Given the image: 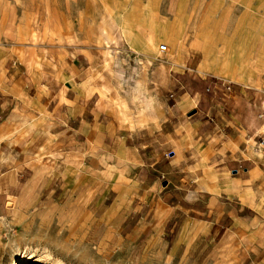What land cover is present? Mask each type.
Wrapping results in <instances>:
<instances>
[{"label":"crops","instance_id":"1","mask_svg":"<svg viewBox=\"0 0 264 264\" xmlns=\"http://www.w3.org/2000/svg\"><path fill=\"white\" fill-rule=\"evenodd\" d=\"M251 1L96 0L101 44L0 43V219L31 194L95 202L105 231L178 226L264 264V17Z\"/></svg>","mask_w":264,"mask_h":264},{"label":"rangeland","instance_id":"2","mask_svg":"<svg viewBox=\"0 0 264 264\" xmlns=\"http://www.w3.org/2000/svg\"><path fill=\"white\" fill-rule=\"evenodd\" d=\"M253 2V8L264 17V0ZM86 3L87 26L80 12L81 5ZM98 10L96 0H0V43L35 51V46L63 47L70 42L74 45L81 32H88L101 44L108 29L106 16ZM120 61L127 64L125 59ZM95 205L65 204L58 199L47 204L37 201L32 194L22 198L12 206L9 217L0 219V264H15L18 259L25 264L240 262L236 259L238 252L225 251L208 239L194 242L185 238L178 226H169L162 235L150 232L135 237L127 233L131 228L119 234L113 229L105 231L92 218ZM142 213L136 222L145 227L149 220Z\"/></svg>","mask_w":264,"mask_h":264},{"label":"built area","instance_id":"3","mask_svg":"<svg viewBox=\"0 0 264 264\" xmlns=\"http://www.w3.org/2000/svg\"><path fill=\"white\" fill-rule=\"evenodd\" d=\"M160 52L161 53H167L168 52V47H167V45H161L160 46Z\"/></svg>","mask_w":264,"mask_h":264},{"label":"bare ground","instance_id":"4","mask_svg":"<svg viewBox=\"0 0 264 264\" xmlns=\"http://www.w3.org/2000/svg\"><path fill=\"white\" fill-rule=\"evenodd\" d=\"M244 42V41H243ZM87 217V216H86ZM85 220V219H84ZM15 264H25L22 260L18 259Z\"/></svg>","mask_w":264,"mask_h":264}]
</instances>
